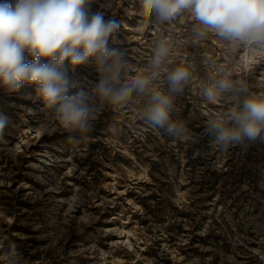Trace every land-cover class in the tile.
Instances as JSON below:
<instances>
[{
  "label": "rangeland",
  "instance_id": "374dc122",
  "mask_svg": "<svg viewBox=\"0 0 264 264\" xmlns=\"http://www.w3.org/2000/svg\"><path fill=\"white\" fill-rule=\"evenodd\" d=\"M90 12L120 25L109 43L128 62L125 81L171 40L167 66L192 71L173 113L184 133L155 130L136 93L70 140L30 90L0 88V264H264V139L220 145L208 124L232 105L201 95L227 71L264 98V51L199 39L188 13L146 20L140 0H92ZM69 76L89 92L99 80L92 66Z\"/></svg>",
  "mask_w": 264,
  "mask_h": 264
},
{
  "label": "clouds",
  "instance_id": "9594fccd",
  "mask_svg": "<svg viewBox=\"0 0 264 264\" xmlns=\"http://www.w3.org/2000/svg\"><path fill=\"white\" fill-rule=\"evenodd\" d=\"M92 0H0V88L29 91L50 114L55 131L70 140L92 131L103 108L127 102L133 94L147 97L142 116L155 130L179 140L185 125L173 118L176 100L192 80L189 67L169 68L170 39L155 41L149 71L125 81L127 60L109 43L120 25L101 12H90ZM188 13L193 34L209 32L234 47L264 51V0H140L146 20L174 21ZM92 66L99 80L85 91L69 69ZM163 77V86L157 81ZM208 103L225 100L232 107L209 121V134L222 146L264 139V98L227 71L203 85ZM8 117L0 113V129Z\"/></svg>",
  "mask_w": 264,
  "mask_h": 264
}]
</instances>
